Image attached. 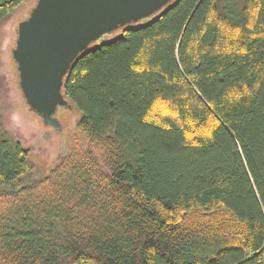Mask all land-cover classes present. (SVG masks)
<instances>
[{
    "label": "trees",
    "instance_id": "1",
    "mask_svg": "<svg viewBox=\"0 0 264 264\" xmlns=\"http://www.w3.org/2000/svg\"><path fill=\"white\" fill-rule=\"evenodd\" d=\"M148 20L72 65L47 172L0 112V264H264V0Z\"/></svg>",
    "mask_w": 264,
    "mask_h": 264
},
{
    "label": "water",
    "instance_id": "2",
    "mask_svg": "<svg viewBox=\"0 0 264 264\" xmlns=\"http://www.w3.org/2000/svg\"><path fill=\"white\" fill-rule=\"evenodd\" d=\"M174 0H38L18 27L13 59L30 109L61 132L56 118L72 65L104 35L139 23ZM64 153L66 140L64 138Z\"/></svg>",
    "mask_w": 264,
    "mask_h": 264
},
{
    "label": "rangeland",
    "instance_id": "3",
    "mask_svg": "<svg viewBox=\"0 0 264 264\" xmlns=\"http://www.w3.org/2000/svg\"><path fill=\"white\" fill-rule=\"evenodd\" d=\"M38 0H30L0 28V112L10 136L32 153L33 161L45 172L49 170L64 150L69 149V137L75 132L78 115L73 110H58L56 114L62 130L46 126L28 107L20 87L18 66L13 59L18 27L25 21ZM149 20H143L142 24ZM140 24V23H139ZM123 30L104 35L93 46H99L121 37Z\"/></svg>",
    "mask_w": 264,
    "mask_h": 264
},
{
    "label": "crops",
    "instance_id": "4",
    "mask_svg": "<svg viewBox=\"0 0 264 264\" xmlns=\"http://www.w3.org/2000/svg\"><path fill=\"white\" fill-rule=\"evenodd\" d=\"M3 1H5V0H0V2H3Z\"/></svg>",
    "mask_w": 264,
    "mask_h": 264
}]
</instances>
